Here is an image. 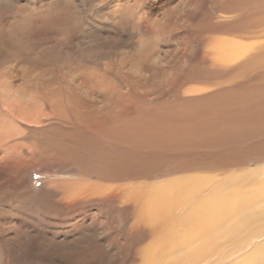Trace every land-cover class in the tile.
Here are the masks:
<instances>
[{
	"label": "bare ground",
	"instance_id": "6f19581e",
	"mask_svg": "<svg viewBox=\"0 0 264 264\" xmlns=\"http://www.w3.org/2000/svg\"><path fill=\"white\" fill-rule=\"evenodd\" d=\"M199 2L191 38L196 55H181L162 77L135 75L119 59L117 65L87 67L85 80L32 77L29 71L30 79L13 89L11 81L0 79V104L11 108L0 112V144L21 132L13 108H48L42 127L25 134L36 148L32 158L47 170L75 174L56 186L79 198V207L88 197L105 200L103 182L261 163L259 178L244 176L245 183L235 187L199 173L138 184L140 191L132 185L124 196L138 200L142 219L158 229L167 230L174 220L188 236L222 221L225 210L241 209L247 213L235 219L234 237L249 228L253 234L259 225L264 231V0ZM146 34L144 45L155 35ZM3 45L0 40V50ZM180 208L182 215L175 216ZM259 248L249 251L244 264H264V245ZM149 259L147 264H156Z\"/></svg>",
	"mask_w": 264,
	"mask_h": 264
},
{
	"label": "rangeland",
	"instance_id": "374dc122",
	"mask_svg": "<svg viewBox=\"0 0 264 264\" xmlns=\"http://www.w3.org/2000/svg\"><path fill=\"white\" fill-rule=\"evenodd\" d=\"M200 6L199 0H0V79L11 81L13 89L30 79L29 71L32 77L85 80L87 67L117 65L119 59L127 60L135 75L162 77L181 55H196L191 38ZM149 31L153 42L144 45L141 39ZM199 47L205 54L207 43ZM4 109L11 108L0 104V112ZM13 111L21 132L0 144L8 151L0 152V264H147L150 257L156 264H244L249 251L264 245L260 225L253 234L249 228L232 235L235 219L247 211L227 209L222 221L187 236L185 225L174 220L162 230L142 219L139 201L124 196L132 185L140 191L138 184L200 174L235 187L245 183L244 176L259 178L261 163L103 182L105 200L88 197L79 207V198L56 186L75 174L47 170L32 158L36 148L25 134L42 127L48 108Z\"/></svg>",
	"mask_w": 264,
	"mask_h": 264
}]
</instances>
